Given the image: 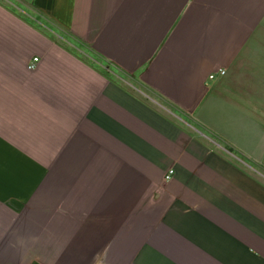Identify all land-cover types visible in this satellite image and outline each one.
I'll return each mask as SVG.
<instances>
[{"label": "crops", "instance_id": "0c3cea01", "mask_svg": "<svg viewBox=\"0 0 264 264\" xmlns=\"http://www.w3.org/2000/svg\"><path fill=\"white\" fill-rule=\"evenodd\" d=\"M0 264H264V0H0Z\"/></svg>", "mask_w": 264, "mask_h": 264}, {"label": "built area", "instance_id": "2783aa9c", "mask_svg": "<svg viewBox=\"0 0 264 264\" xmlns=\"http://www.w3.org/2000/svg\"><path fill=\"white\" fill-rule=\"evenodd\" d=\"M36 61H37V58H33L32 61H31L30 64H29V67H30V68H31V67H34V66L36 65ZM220 73L223 74L224 71L221 70ZM209 77L212 78L213 75H210ZM171 173H172V172L170 171V172L166 175V178H170Z\"/></svg>", "mask_w": 264, "mask_h": 264}]
</instances>
